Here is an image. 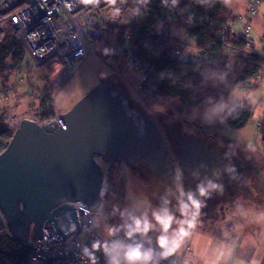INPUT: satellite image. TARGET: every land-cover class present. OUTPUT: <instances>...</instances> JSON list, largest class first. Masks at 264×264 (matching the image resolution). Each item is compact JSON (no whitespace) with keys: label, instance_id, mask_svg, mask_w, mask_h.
Segmentation results:
<instances>
[{"label":"built area","instance_id":"1","mask_svg":"<svg viewBox=\"0 0 264 264\" xmlns=\"http://www.w3.org/2000/svg\"><path fill=\"white\" fill-rule=\"evenodd\" d=\"M261 3V0H254L245 13L226 16L223 27L218 31L222 39L219 50L199 49L195 41L182 30L184 39L173 37L185 48L174 49L173 56L189 61L199 54L214 63L229 65L244 64L256 58L260 66L241 89L263 84L264 53L255 50L249 23L250 18L258 13ZM174 28L181 30L179 27ZM11 41L19 44L29 71L46 66L47 77L50 78V70L59 68L51 79L53 90L50 99L41 100L37 106L39 110L36 111L46 119L39 122L35 117L38 114L35 113L21 119L19 123L22 120L40 126L54 121L58 123L60 114L54 108L56 93L72 77L71 68L80 66L92 56L98 57L97 53L104 54L106 61L111 59L122 70L138 74L142 87L154 93L152 87L144 85L152 72L146 57L151 46L143 37L137 24V15L127 0H0V44ZM109 67L120 76L114 65L110 64ZM18 71L15 69L13 76ZM11 74L8 82L4 85L0 83L4 102L17 97L14 87L16 78L15 81L10 80ZM19 123L16 125L12 120L9 126L12 125L16 130ZM256 130L258 132V127ZM94 161L103 173V191L106 186V162L99 157H94ZM67 204H73L74 210L64 213L76 212L79 227L76 228L72 222L74 231L64 241L52 223L47 228L42 227V238L31 235L27 241V264H183L190 253L184 237L178 246L161 243L157 235L144 230L99 237L94 231L92 212L87 206L79 202ZM135 250L141 253L140 257L130 256Z\"/></svg>","mask_w":264,"mask_h":264},{"label":"water","instance_id":"2","mask_svg":"<svg viewBox=\"0 0 264 264\" xmlns=\"http://www.w3.org/2000/svg\"><path fill=\"white\" fill-rule=\"evenodd\" d=\"M215 126V125H213ZM166 146L149 115L130 108L125 93L101 83L55 121L40 126L22 120L0 153V231L19 242L42 238L53 224L64 241L79 227L73 202L93 213L102 205L107 163H147L161 178Z\"/></svg>","mask_w":264,"mask_h":264},{"label":"rangeland","instance_id":"3","mask_svg":"<svg viewBox=\"0 0 264 264\" xmlns=\"http://www.w3.org/2000/svg\"><path fill=\"white\" fill-rule=\"evenodd\" d=\"M245 1L226 0L225 6L228 10L236 11L243 7ZM170 33L179 39H184L182 30L172 27ZM97 56H92L80 66L70 69L72 77L54 98L55 111L60 115L70 111L90 90L101 83H108L124 92L127 101L134 108L147 113L164 128L175 122L184 133L193 132L200 139L207 140L225 136L231 140L233 146L241 147L237 145L239 143L237 136L234 135L235 130L227 124L228 107L239 104L254 113L256 102L260 98L258 93H253L254 91L249 89L248 91L238 89L226 103L208 102L198 105L189 113L181 114L177 110L178 103L175 99L161 97L148 88H143L138 74L130 70H122L111 59L106 61V56L102 53H97ZM110 64L118 69L120 76L113 72L109 67ZM26 68L14 73V76L13 73L11 74L10 80L15 81L16 78L17 83L14 87L17 97L4 102L0 94V120H3L4 126L13 132L15 128L9 126L12 120L17 125L21 119L35 113L38 114L35 117L39 122L46 119L36 111L39 110L37 106L43 98L44 91L51 94L53 90L51 79L59 70L58 67L56 70H50V78H48L46 66L40 69L33 68L34 70L29 73L30 69ZM253 118L248 122L252 129L247 133L249 143L246 144L247 151L244 154L250 157L251 161L256 162L260 159L263 161L264 145L256 130L257 125L254 127V123H251L256 121ZM214 122L219 124V129L210 128ZM144 167L146 166L143 163L106 162L104 166L106 186L102 205L91 216L94 231L99 237H110L119 233H138L144 230L157 235L160 241L178 244L184 231L190 232L197 226L196 223L194 224L195 216L184 209L183 203L175 205L166 197L161 198V191L153 188L160 182L152 174H144L142 172ZM141 175L146 176V179L140 178ZM81 239L83 240L84 237Z\"/></svg>","mask_w":264,"mask_h":264},{"label":"trees","instance_id":"4","mask_svg":"<svg viewBox=\"0 0 264 264\" xmlns=\"http://www.w3.org/2000/svg\"><path fill=\"white\" fill-rule=\"evenodd\" d=\"M137 15V24L151 46L146 57L152 69L151 77L144 83L154 93L175 99L181 112L188 113L198 105L208 102L226 103L229 97L242 88L245 81L259 68L256 58L244 64H217L201 55L182 61L173 56L176 48L184 49L170 33L179 27L196 46L217 51L222 39L218 31L225 18L231 14L226 0H127ZM18 65V68L16 66ZM27 67L26 60L16 41L0 44V83L8 82V76ZM30 71H28L29 73ZM43 99H50L44 91ZM227 124L231 129L243 128L252 112L239 104L228 107ZM0 120V153L7 147L12 130ZM258 134L264 145V115L257 123ZM27 242L15 240L7 230L0 232V264H27Z\"/></svg>","mask_w":264,"mask_h":264},{"label":"flooded vegetation","instance_id":"5","mask_svg":"<svg viewBox=\"0 0 264 264\" xmlns=\"http://www.w3.org/2000/svg\"><path fill=\"white\" fill-rule=\"evenodd\" d=\"M155 122L166 146V173L161 178L156 176L147 163H143L146 167L142 172L152 174L160 182L153 188L161 191V198L166 197L175 205L183 203L197 219L213 217L211 220L219 223L214 225L215 231L224 229L230 233L236 230L235 213L246 204L264 206V160L251 161L244 154L247 147L238 144L241 147L237 148L225 136L200 139L193 132L184 133L175 122L166 128ZM210 128L219 129V124L214 122Z\"/></svg>","mask_w":264,"mask_h":264},{"label":"crops","instance_id":"6","mask_svg":"<svg viewBox=\"0 0 264 264\" xmlns=\"http://www.w3.org/2000/svg\"><path fill=\"white\" fill-rule=\"evenodd\" d=\"M253 1L246 0L240 11L227 10L234 15L243 14ZM261 1L258 13L250 18L249 23L255 50L264 53V0ZM249 90H253V93H258L260 96L251 116V119L256 117V119L253 118L256 121L251 122L255 127L264 115V83ZM246 125L234 131L239 145L244 147H247L246 144L249 143L248 130L252 129L249 123ZM184 209L187 211L188 207L184 205ZM252 210L255 212L252 213ZM240 211L235 213L233 223L236 230L234 232H226L224 229L221 232L215 231L213 227L219 223L214 221L215 219L212 221L213 217L205 215L203 220L195 218L194 224L196 223L197 226L190 232L184 231L178 244L168 243L178 246L182 238H185L190 247V253L186 256L184 264H264V206L250 202ZM226 218L228 219L227 216Z\"/></svg>","mask_w":264,"mask_h":264},{"label":"clouds","instance_id":"7","mask_svg":"<svg viewBox=\"0 0 264 264\" xmlns=\"http://www.w3.org/2000/svg\"><path fill=\"white\" fill-rule=\"evenodd\" d=\"M161 243H164V242L161 241ZM130 256H131V257H134V258H138V257L141 256V253H139L138 250H135V251H133V252L130 253Z\"/></svg>","mask_w":264,"mask_h":264},{"label":"bare ground","instance_id":"8","mask_svg":"<svg viewBox=\"0 0 264 264\" xmlns=\"http://www.w3.org/2000/svg\"><path fill=\"white\" fill-rule=\"evenodd\" d=\"M104 191H105V190H103V191L101 190V194H100V195H101L102 197H104ZM183 264H184V262H183Z\"/></svg>","mask_w":264,"mask_h":264}]
</instances>
